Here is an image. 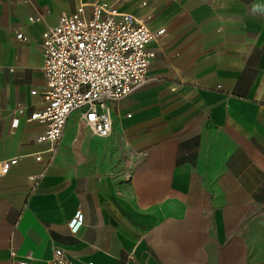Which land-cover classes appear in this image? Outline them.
<instances>
[{"label":"crops","instance_id":"crops-1","mask_svg":"<svg viewBox=\"0 0 264 264\" xmlns=\"http://www.w3.org/2000/svg\"><path fill=\"white\" fill-rule=\"evenodd\" d=\"M92 1L0 0V264H264V0H96L165 30L156 80L41 140L43 33Z\"/></svg>","mask_w":264,"mask_h":264},{"label":"built area","instance_id":"built-area-1","mask_svg":"<svg viewBox=\"0 0 264 264\" xmlns=\"http://www.w3.org/2000/svg\"><path fill=\"white\" fill-rule=\"evenodd\" d=\"M86 5L62 14L58 24L43 33L44 104L31 120L44 123L41 140L55 144L62 139L74 113L95 135L109 137L113 130L112 105L156 80L149 75L156 54L147 45L165 30L153 32L132 14L118 12L106 2H90L89 13ZM35 20L30 17L31 22ZM17 36L27 40L21 29ZM16 163L17 158L2 161L1 172L7 173ZM83 222L84 213L78 209L68 222L71 233L76 234ZM11 260L13 264H36L30 257L16 260L14 253ZM46 264L74 263L62 248H55Z\"/></svg>","mask_w":264,"mask_h":264}]
</instances>
